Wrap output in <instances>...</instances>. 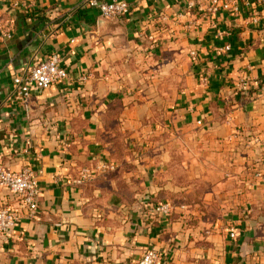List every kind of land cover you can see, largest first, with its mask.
Segmentation results:
<instances>
[{
    "label": "crops",
    "instance_id": "obj_1",
    "mask_svg": "<svg viewBox=\"0 0 264 264\" xmlns=\"http://www.w3.org/2000/svg\"><path fill=\"white\" fill-rule=\"evenodd\" d=\"M117 1L126 18L87 0H0V166L30 167L40 188L29 217L0 187L20 216L0 264H139L148 250L156 264H264L251 175L264 169V2ZM51 54L67 79L15 100L13 77ZM103 163L113 170L75 184ZM199 180L208 192L187 202ZM171 197L170 217L151 215Z\"/></svg>",
    "mask_w": 264,
    "mask_h": 264
},
{
    "label": "built area",
    "instance_id": "obj_2",
    "mask_svg": "<svg viewBox=\"0 0 264 264\" xmlns=\"http://www.w3.org/2000/svg\"><path fill=\"white\" fill-rule=\"evenodd\" d=\"M210 5V11L216 13L219 4L218 0H206ZM257 5H262L263 0H256ZM87 6L96 9L100 16L105 19H123L130 14V7L126 2L112 0L109 2H98L97 0H87ZM194 4L190 3L189 7ZM234 13L238 8L236 3L232 5ZM256 23V19L252 20ZM190 60L195 62L197 54L194 51L189 53ZM67 79L66 71L60 67V57L57 54L48 55L47 58L27 70L21 75L14 76L12 79V97L20 103H26L32 92H43L52 85L61 83ZM247 82H240L237 90L245 92L247 90ZM264 166V162H263ZM114 166L111 163H103L94 168H82L79 171V178L75 181L77 185L90 184L96 180L100 174L112 171ZM39 172L34 171L30 167H24L19 172H11L0 166V187L8 191L19 204L27 210L29 217L36 216L39 210L40 188L38 184ZM254 181L264 183V169L254 170L252 174ZM184 209V208H182ZM174 207L169 202L159 203L150 207V213L153 216L168 218L173 213ZM19 214L11 209L0 207V241H2L8 233L19 222ZM230 237H234L233 231ZM158 255L154 250L146 251L139 264H156Z\"/></svg>",
    "mask_w": 264,
    "mask_h": 264
},
{
    "label": "rangeland",
    "instance_id": "obj_3",
    "mask_svg": "<svg viewBox=\"0 0 264 264\" xmlns=\"http://www.w3.org/2000/svg\"><path fill=\"white\" fill-rule=\"evenodd\" d=\"M189 184L192 185V187H191V192L186 194V197H185L186 201L190 203L201 202L206 192H208L209 186L207 185L206 182H203L200 180L196 184H193L192 182H189ZM189 184H187V186ZM171 198L173 200L172 201L169 200L168 202L173 206H176L175 204L177 201L179 200L181 201V199H178V197H171Z\"/></svg>",
    "mask_w": 264,
    "mask_h": 264
},
{
    "label": "trees",
    "instance_id": "obj_4",
    "mask_svg": "<svg viewBox=\"0 0 264 264\" xmlns=\"http://www.w3.org/2000/svg\"><path fill=\"white\" fill-rule=\"evenodd\" d=\"M260 6H262V5H260Z\"/></svg>",
    "mask_w": 264,
    "mask_h": 264
}]
</instances>
